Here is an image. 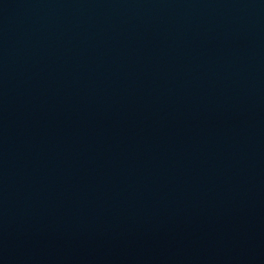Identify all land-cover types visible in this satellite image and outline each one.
<instances>
[{
    "label": "water",
    "instance_id": "obj_1",
    "mask_svg": "<svg viewBox=\"0 0 264 264\" xmlns=\"http://www.w3.org/2000/svg\"><path fill=\"white\" fill-rule=\"evenodd\" d=\"M0 264H264V0H0Z\"/></svg>",
    "mask_w": 264,
    "mask_h": 264
}]
</instances>
